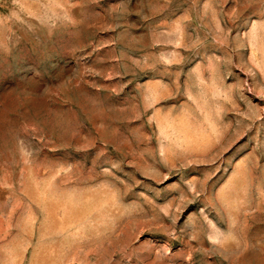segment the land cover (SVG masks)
Masks as SVG:
<instances>
[{
    "label": "rangeland",
    "instance_id": "obj_1",
    "mask_svg": "<svg viewBox=\"0 0 264 264\" xmlns=\"http://www.w3.org/2000/svg\"><path fill=\"white\" fill-rule=\"evenodd\" d=\"M0 264H264V0H0Z\"/></svg>",
    "mask_w": 264,
    "mask_h": 264
}]
</instances>
